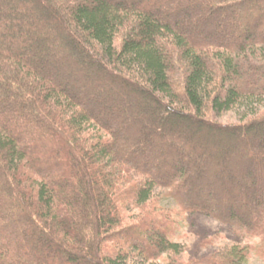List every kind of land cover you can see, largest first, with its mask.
<instances>
[{"label": "trees", "instance_id": "trees-1", "mask_svg": "<svg viewBox=\"0 0 264 264\" xmlns=\"http://www.w3.org/2000/svg\"><path fill=\"white\" fill-rule=\"evenodd\" d=\"M252 96L264 0H0V264L176 251L142 207L155 186L264 235V106L212 119ZM247 249L196 264H239Z\"/></svg>", "mask_w": 264, "mask_h": 264}, {"label": "rangeland", "instance_id": "rangeland-1", "mask_svg": "<svg viewBox=\"0 0 264 264\" xmlns=\"http://www.w3.org/2000/svg\"><path fill=\"white\" fill-rule=\"evenodd\" d=\"M260 98L252 96L246 102L247 107L235 105L229 110L217 112L212 119L221 124H234L246 113L261 109L264 96ZM223 145L216 143L219 148ZM142 207L147 213L157 216L164 225L167 237L176 244V251H163L153 262H143L132 255V264H165L172 258L179 264H196L203 256L229 244H238L240 247L247 245V254L239 264H264V235L243 232L207 213L183 209L166 188L153 187L152 197ZM137 210L136 206L127 207L123 223L130 221Z\"/></svg>", "mask_w": 264, "mask_h": 264}]
</instances>
